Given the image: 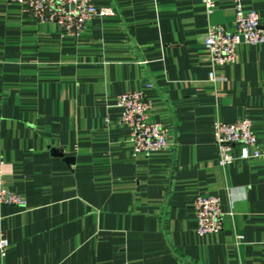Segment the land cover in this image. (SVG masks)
<instances>
[{"label":"crops","instance_id":"1","mask_svg":"<svg viewBox=\"0 0 264 264\" xmlns=\"http://www.w3.org/2000/svg\"><path fill=\"white\" fill-rule=\"evenodd\" d=\"M91 2L114 15L74 37L0 0V172L26 200L0 206V264H264V163L236 146L219 169L212 131L248 119L264 150V43L211 64L204 36L234 29L233 0L210 16L200 0ZM241 5L264 29V0ZM124 92L145 94L172 150L132 154ZM202 194L233 212L218 233L196 231Z\"/></svg>","mask_w":264,"mask_h":264},{"label":"built area","instance_id":"2","mask_svg":"<svg viewBox=\"0 0 264 264\" xmlns=\"http://www.w3.org/2000/svg\"><path fill=\"white\" fill-rule=\"evenodd\" d=\"M16 2L27 16L38 23H55L62 34L78 37L84 33L88 24L96 17L113 16L107 7H95L91 0H9ZM205 13L210 16L214 11V0H200ZM245 0H233L234 29L222 25L209 24L204 36L212 65L232 64L236 59V47L240 43L257 45L264 43V29L259 17L253 10L242 8ZM213 79V74H210ZM147 87H152L147 84ZM120 117L118 123L130 131V144L134 156L153 152L172 150L175 142L170 130L150 119L151 102L143 92H124L116 97ZM216 147V165L226 170L235 159L231 152L239 148L240 160L261 159L264 163V150L257 145V138L248 119L226 123L215 120L212 126ZM24 208L26 200L8 189L0 172V206ZM232 205V204H230ZM232 207V206H230ZM198 235L218 233L223 229V218L231 216L232 210L225 212L218 196L202 194L193 200ZM231 209V208H230ZM236 242L243 240L236 235ZM8 241L0 238V259H4Z\"/></svg>","mask_w":264,"mask_h":264},{"label":"water","instance_id":"3","mask_svg":"<svg viewBox=\"0 0 264 264\" xmlns=\"http://www.w3.org/2000/svg\"><path fill=\"white\" fill-rule=\"evenodd\" d=\"M71 161H72L71 158H69V157L65 158V162L70 163Z\"/></svg>","mask_w":264,"mask_h":264}]
</instances>
